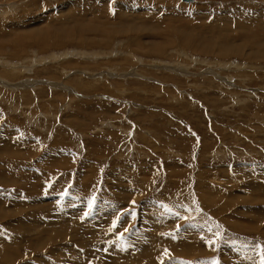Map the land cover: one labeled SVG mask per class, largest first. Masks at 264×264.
I'll use <instances>...</instances> for the list:
<instances>
[{
    "label": "rangeland",
    "instance_id": "rangeland-1",
    "mask_svg": "<svg viewBox=\"0 0 264 264\" xmlns=\"http://www.w3.org/2000/svg\"><path fill=\"white\" fill-rule=\"evenodd\" d=\"M262 257L264 0H0V264Z\"/></svg>",
    "mask_w": 264,
    "mask_h": 264
},
{
    "label": "snow or ice",
    "instance_id": "snow-or-ice-1",
    "mask_svg": "<svg viewBox=\"0 0 264 264\" xmlns=\"http://www.w3.org/2000/svg\"><path fill=\"white\" fill-rule=\"evenodd\" d=\"M133 203H135V202H133ZM89 207H91V202L89 203ZM118 221H119V218H117L116 220H113V222H112V227L113 228H115L116 226H117V223H118ZM177 230H179V226H178V228H177ZM128 231V229H125V232H127ZM122 235V234H121ZM207 243L209 244V245H211V244H213L214 243V241H207ZM200 264H218V262H216V261H211V262H200ZM261 264H264V257H262V259H261Z\"/></svg>",
    "mask_w": 264,
    "mask_h": 264
},
{
    "label": "bare ground",
    "instance_id": "bare-ground-1",
    "mask_svg": "<svg viewBox=\"0 0 264 264\" xmlns=\"http://www.w3.org/2000/svg\"><path fill=\"white\" fill-rule=\"evenodd\" d=\"M147 1H151V0H147ZM183 2H188V0H182ZM165 2V1H164ZM149 3V2H148ZM162 3V2H161ZM184 7V6H183ZM141 15V14H140ZM213 43V42H212ZM209 44V43H208ZM199 45V44H198ZM240 47V46H239ZM197 48V47H196ZM198 48H200V47H198ZM163 49V48H162ZM203 52V51H202ZM224 52V51H223ZM251 58V57H250ZM42 61V60H41ZM42 64V63H41ZM165 69V68H164ZM135 136V135H134ZM50 154V153H49ZM56 162V161H55ZM252 200V202H256V201H258L259 200V198L258 197H254L253 199H251ZM250 200V201H251ZM227 206V205H226ZM234 208V207H233ZM226 210H227V208H226ZM261 214H263V213H261ZM154 238V237H153ZM157 243V242H156ZM150 260V259H149Z\"/></svg>",
    "mask_w": 264,
    "mask_h": 264
}]
</instances>
